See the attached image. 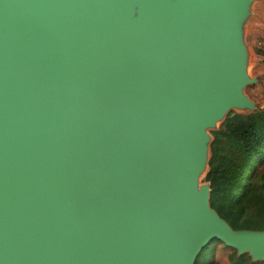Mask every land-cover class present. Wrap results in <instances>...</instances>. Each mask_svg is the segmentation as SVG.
I'll return each mask as SVG.
<instances>
[{"label": "water", "instance_id": "water-1", "mask_svg": "<svg viewBox=\"0 0 264 264\" xmlns=\"http://www.w3.org/2000/svg\"><path fill=\"white\" fill-rule=\"evenodd\" d=\"M250 0H0V264H193L264 227L209 205L205 127L242 92Z\"/></svg>", "mask_w": 264, "mask_h": 264}, {"label": "trees", "instance_id": "trees-1", "mask_svg": "<svg viewBox=\"0 0 264 264\" xmlns=\"http://www.w3.org/2000/svg\"><path fill=\"white\" fill-rule=\"evenodd\" d=\"M210 134L204 175L209 205L234 228L264 227V167L259 169L264 164V105L246 112L228 110ZM207 247H201L194 264L202 262ZM243 256L237 254L233 264Z\"/></svg>", "mask_w": 264, "mask_h": 264}, {"label": "rangeland", "instance_id": "rangeland-1", "mask_svg": "<svg viewBox=\"0 0 264 264\" xmlns=\"http://www.w3.org/2000/svg\"><path fill=\"white\" fill-rule=\"evenodd\" d=\"M240 37L246 49L245 70L250 77H256V81H247L242 85V92L252 101L264 105V0H250L240 21ZM258 106V105H257ZM256 106V107H257ZM255 107V108H256ZM228 110L246 112L247 107H231ZM221 119H217L213 125L205 127L208 134L206 161L204 167L197 174V184L208 183L204 179L207 170V160L209 157V141L211 139L210 130L216 128ZM264 164L259 169L263 168ZM257 181V173L254 175ZM254 208L249 205L247 211L251 212ZM207 252L203 256L200 264H233L236 251L235 248L225 244L215 237L210 238ZM204 244V245H205ZM203 245V246H204ZM202 246V247H203ZM244 260L240 264H264V259H251L250 255L244 251ZM194 264V262H193Z\"/></svg>", "mask_w": 264, "mask_h": 264}]
</instances>
